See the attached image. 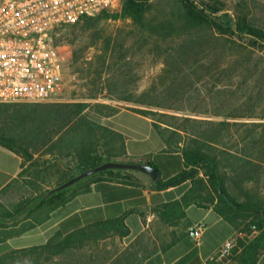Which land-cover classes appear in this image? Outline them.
I'll return each instance as SVG.
<instances>
[{"label": "trees", "instance_id": "trees-1", "mask_svg": "<svg viewBox=\"0 0 264 264\" xmlns=\"http://www.w3.org/2000/svg\"><path fill=\"white\" fill-rule=\"evenodd\" d=\"M120 3L119 12L103 11L81 21L129 20L148 52L163 60L164 69L156 81L166 99L185 101L193 87L189 71L195 68L206 75H217L219 83H227L238 70L248 67L246 60L238 59L243 45L264 51V20L250 12L243 0L232 1L230 11L225 0ZM211 55L223 61L220 69L200 65ZM159 88L156 83L151 85L139 102L159 112L133 111L151 121L164 146L162 153L177 155L181 163L176 175L164 180L158 176L153 186L165 190L184 184L185 192L179 201L164 204L155 213L165 225L174 227L189 206H213L236 231L254 226L257 235L250 241L238 240L228 264H258L264 255V123L239 121L255 117L253 113L264 98V70L244 100L220 104V121L200 119L196 112H192L193 117L174 115L177 108L149 102L158 99ZM164 98L161 95L160 99ZM37 110L32 113L30 130L20 139L0 129V147L22 160L20 172L11 183L27 193L9 207L0 203V243L35 229L68 199L87 192L95 180L126 183L130 179L124 175L126 171L107 170L53 192L78 173L122 157V138L90 119L116 113L105 104L38 105ZM231 144L234 146L227 150L221 148ZM39 150L43 151L34 158L32 151ZM45 156L48 158L43 159ZM63 161L67 162L64 166L60 165ZM146 164L158 173L154 163ZM128 234L123 218L99 222L64 237L55 234L41 246L5 253L0 256V264H43L93 246L109 235L124 238Z\"/></svg>", "mask_w": 264, "mask_h": 264}, {"label": "crops", "instance_id": "crops-1", "mask_svg": "<svg viewBox=\"0 0 264 264\" xmlns=\"http://www.w3.org/2000/svg\"><path fill=\"white\" fill-rule=\"evenodd\" d=\"M100 104L116 109L109 117L91 116L98 124L121 136L122 157L113 159L114 162H152L163 180L178 173L181 163L177 155L162 153L164 146L148 118L135 113V108H120L112 102ZM21 164V158L0 147V190L16 178ZM124 175L130 178L126 183L93 181L87 192L68 199L41 225L0 243V256L44 245L55 234L64 237L95 223L123 218L128 236L109 235L90 250L67 252L43 264H206V259L236 234L237 231L215 212L213 206L191 205L177 225H165L154 210L179 201L185 192L184 184L158 190L141 173L126 171ZM197 222H203L205 230L195 244L187 232ZM17 239H26V245L14 242ZM258 264H264V255Z\"/></svg>", "mask_w": 264, "mask_h": 264}, {"label": "rangeland", "instance_id": "rangeland-1", "mask_svg": "<svg viewBox=\"0 0 264 264\" xmlns=\"http://www.w3.org/2000/svg\"><path fill=\"white\" fill-rule=\"evenodd\" d=\"M232 1L238 0H225L228 11L232 8ZM243 1L250 8V12L264 20V0ZM54 43L63 57L62 86L56 102L41 105L78 103L92 105L112 102L120 108L159 112L139 102L144 100L141 95L151 85L156 83V86L160 87L156 79L164 69L163 60L148 52L147 44L142 42V38L137 35L129 20H101L90 24L80 21L59 30L54 37ZM242 47L244 48L238 59L246 60L248 67L238 70L235 78L230 82L219 83L217 75H206L203 70L195 68L189 71V79L193 87L187 97L188 101L187 98L182 103L166 99L160 88L158 99L153 98L148 101L177 108L179 111L174 115L193 117L192 112H196L200 119L222 120L223 117L218 115L223 112L220 110V104L225 100L230 102L244 100L250 88H253L254 81L258 80L259 72L264 70V51L251 50L245 45ZM222 64L223 61H220L219 56L211 55L200 65H212L214 70H218ZM196 79L199 81L196 82ZM161 95L164 100L160 99ZM37 107L38 105H0V129L16 138L21 137L30 130L32 113L38 111ZM253 115L255 116L253 119H242L239 122L264 123V119L262 120L264 98ZM232 144L228 147L221 145V148L227 150L230 146H234ZM42 151H32L35 153L34 158H38ZM47 158V156L43 157V159ZM66 164V161L60 162V165ZM9 184L0 190V203L7 207L16 203L23 195H27L18 184L11 182ZM241 229L238 232L248 233ZM14 242L25 244L26 239H17ZM91 248L92 246L85 247L82 250ZM228 262L229 259L223 264Z\"/></svg>", "mask_w": 264, "mask_h": 264}, {"label": "built area", "instance_id": "built-area-1", "mask_svg": "<svg viewBox=\"0 0 264 264\" xmlns=\"http://www.w3.org/2000/svg\"><path fill=\"white\" fill-rule=\"evenodd\" d=\"M120 0H0V105H41L56 102L62 86L63 57L54 43L57 32L101 12H118ZM205 230L197 222L187 232L196 244ZM236 232L206 264H223L238 240L257 235Z\"/></svg>", "mask_w": 264, "mask_h": 264}, {"label": "water", "instance_id": "water-1", "mask_svg": "<svg viewBox=\"0 0 264 264\" xmlns=\"http://www.w3.org/2000/svg\"><path fill=\"white\" fill-rule=\"evenodd\" d=\"M107 170L133 171L147 176L153 183H155L158 180L157 171L148 164H127V163H118V162H107L94 169L78 173L75 177H73L72 179L68 180L67 182H65L64 184L53 190V192L66 189L90 176H93L95 174Z\"/></svg>", "mask_w": 264, "mask_h": 264}]
</instances>
